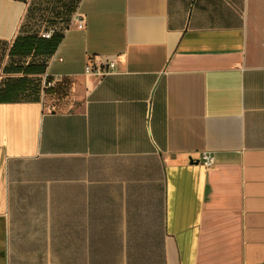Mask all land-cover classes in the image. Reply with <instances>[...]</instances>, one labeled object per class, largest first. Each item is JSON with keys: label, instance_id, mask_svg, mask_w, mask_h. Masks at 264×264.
Masks as SVG:
<instances>
[{"label": "crops", "instance_id": "crops-1", "mask_svg": "<svg viewBox=\"0 0 264 264\" xmlns=\"http://www.w3.org/2000/svg\"><path fill=\"white\" fill-rule=\"evenodd\" d=\"M72 1L53 86L0 101V264H264V0Z\"/></svg>", "mask_w": 264, "mask_h": 264}, {"label": "trees", "instance_id": "trees-1", "mask_svg": "<svg viewBox=\"0 0 264 264\" xmlns=\"http://www.w3.org/2000/svg\"><path fill=\"white\" fill-rule=\"evenodd\" d=\"M68 3V9L72 5ZM68 28V27H67ZM63 30L56 31L50 39L42 38L37 32H28L19 35L13 42L9 55L18 58L35 57L38 61H29L27 64L14 63L6 68L7 72L17 74L7 78L0 86V101H13L18 99H35L41 92H47L50 88L36 85L34 89V75L43 74L46 71V58L54 53L63 36Z\"/></svg>", "mask_w": 264, "mask_h": 264}, {"label": "rangeland", "instance_id": "rangeland-1", "mask_svg": "<svg viewBox=\"0 0 264 264\" xmlns=\"http://www.w3.org/2000/svg\"><path fill=\"white\" fill-rule=\"evenodd\" d=\"M71 6L68 9V3L62 0H38L36 5L33 8V14H29L27 17V22L31 26V33L37 32L40 33L41 30L49 27H56L58 30H63L72 24V16L76 9V1H72ZM12 43L4 44L0 43V86L4 84L9 77L18 76L17 74L10 73L6 71V68L14 63L27 64L29 61H38L35 57H27L25 59L12 57L9 55V50ZM46 71L43 74L34 75V87L36 85L42 86L44 76Z\"/></svg>", "mask_w": 264, "mask_h": 264}, {"label": "built area", "instance_id": "built-area-1", "mask_svg": "<svg viewBox=\"0 0 264 264\" xmlns=\"http://www.w3.org/2000/svg\"><path fill=\"white\" fill-rule=\"evenodd\" d=\"M76 22L79 28L84 27V20L78 14H74L72 17V22ZM66 29V28H65ZM64 29V31H65ZM58 31L56 27L45 28L40 31L39 35L42 38L50 39L53 34ZM116 69V62L113 58L109 56H95L92 60H87L84 68V72L87 75H97L104 76L108 73L113 72ZM53 80L48 78V75L45 74L43 80V88H50L53 86ZM202 162L205 166H211L214 162V156L210 152H204L202 154Z\"/></svg>", "mask_w": 264, "mask_h": 264}]
</instances>
